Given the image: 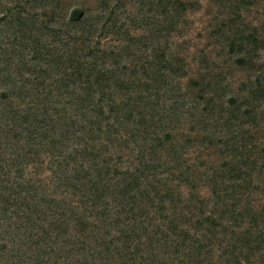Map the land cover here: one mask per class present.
<instances>
[{
    "label": "trees",
    "instance_id": "16d2710c",
    "mask_svg": "<svg viewBox=\"0 0 264 264\" xmlns=\"http://www.w3.org/2000/svg\"><path fill=\"white\" fill-rule=\"evenodd\" d=\"M95 1L0 0V264H264V63L227 96L186 1Z\"/></svg>",
    "mask_w": 264,
    "mask_h": 264
},
{
    "label": "rangeland",
    "instance_id": "374dc122",
    "mask_svg": "<svg viewBox=\"0 0 264 264\" xmlns=\"http://www.w3.org/2000/svg\"><path fill=\"white\" fill-rule=\"evenodd\" d=\"M184 1L190 7L175 32L174 47L185 57L189 77L202 80L205 76L220 85L227 96L238 95L256 76L259 64L264 63V0ZM73 2L74 5L85 2L92 9L98 4L95 0ZM114 3L115 0H109L110 6ZM130 10L140 16L137 14L140 12L138 1L125 0L119 8L123 16ZM243 36H246L243 38L245 45L249 38V44L256 48L252 53L255 65L242 66L236 60L241 56L237 52L240 46L237 41ZM231 40H235V50L228 52ZM186 80L187 77L182 78L184 83Z\"/></svg>",
    "mask_w": 264,
    "mask_h": 264
}]
</instances>
